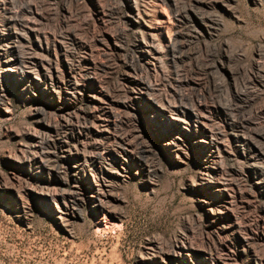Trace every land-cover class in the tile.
I'll list each match as a JSON object with an SVG mask.
<instances>
[{
    "label": "rangeland",
    "instance_id": "374dc122",
    "mask_svg": "<svg viewBox=\"0 0 264 264\" xmlns=\"http://www.w3.org/2000/svg\"><path fill=\"white\" fill-rule=\"evenodd\" d=\"M205 1L0 0V264H221L210 252L228 249L241 264H264V0H214L218 28L197 24L189 35L175 5L201 15ZM139 7L163 22L155 68L145 64ZM32 55L34 69L21 62ZM135 79L153 87L152 99L136 98L119 130L132 132L138 154L125 160L101 148L106 162L75 174L48 122L88 102L132 101ZM166 99L188 107L180 114L189 125L154 103ZM143 118L176 123L160 141ZM42 139L46 163L30 153ZM207 166L218 170L213 181L201 177ZM102 188L113 192L104 209L94 196ZM180 235L193 256L175 255ZM150 240L172 253L151 252Z\"/></svg>",
    "mask_w": 264,
    "mask_h": 264
},
{
    "label": "bare ground",
    "instance_id": "6f19581e",
    "mask_svg": "<svg viewBox=\"0 0 264 264\" xmlns=\"http://www.w3.org/2000/svg\"><path fill=\"white\" fill-rule=\"evenodd\" d=\"M205 3H206L207 9H206V12L201 14V15L196 14L198 12L194 13V12H190L191 10L180 9L178 7V5L175 3L176 4L175 5L176 13L174 11V14H175L176 23L178 26H186L187 29L189 30V35L191 34V32L193 33L194 30H197V29H190L191 27H195L197 24H199L203 28L207 29V31L209 33H213L218 28L217 27L218 26L217 14L214 13L213 9H212L215 7V1L214 0H208V1H205ZM139 8H137V13H136L137 21H139L145 27V30H146L144 33V36H143V38H144V46L143 47H144V51L147 52V54L145 55V64L148 68H150L152 66H154V68H155L158 66L161 59H163L162 55L164 52V50H163L164 48L161 46V43L158 42L159 33H162V32L164 33V31H162L163 22L160 20H153L149 11L141 9V8L139 9ZM167 29H168V27H167ZM179 32L182 33V31H179ZM183 34H185V33H183ZM172 40H174V38ZM179 42H181V41H179ZM172 43H173V41L168 42V47L170 48V51L172 53H174L177 51V46H176V44H172ZM177 53H178V51H177ZM26 58H28V59L30 58V59L28 61H26ZM34 61H35V59H34L33 55L28 56V57H26V56L21 57V62L23 64H25L26 67H29L31 69H34V67H35ZM182 81H183V79H182ZM134 83H135V86L132 89H133V92H135L137 94L131 97L130 100H132V101H124L119 106H118L117 102H114L115 101L114 99H108L106 102H90V103L88 102L86 104H82V105H79V106L73 108L72 110L69 111V113L67 115H64V116L62 115L63 118L61 120H57L56 122H53V121L48 122V125H47L48 129L52 132V134H54L56 136V138H57L56 144L59 145L62 156L65 158H75L76 159L75 164L73 165V167L76 169L75 174L79 173L81 170L84 171L85 170L84 167H86V165H89L90 160L96 161L97 159H101V162H102V160L104 162H106V160L104 159V155L102 153H100V151H99V149H101V148L104 152L113 153L115 155L117 154V155L123 157L125 160H128V158L130 159V158H132L138 154L137 153L139 150L138 146L140 147V145L138 144V146H137L136 139L132 136V132L130 133L128 131H120L119 129L123 125V122H125V121L131 122L132 116L134 114L136 115V113L133 114V112H132L133 111V105H136V102H134V101H136V98L137 99L138 98H144L143 96L147 95L150 99H152V97H150L149 94H151V89L153 87L151 86L152 87L151 88L143 80L135 79ZM80 85H81V80H79V79L72 80L71 86H70L68 91L70 93H72L73 95H75L76 92L80 89ZM154 103L157 104L158 107H161L162 109L168 110V111L172 112V114L174 113L176 116H174L173 118L175 120H177L181 125L182 124H188V125L190 124V120H187V118L182 117L180 114L182 112L183 113L188 112L187 106L183 107V105L176 104L170 99L159 100L158 102H154ZM137 110H140V109L138 108ZM100 111L103 112L104 117H101V118H103V120L100 123L96 124V122L94 121V117L96 116V113L100 112ZM159 111H160V109L157 108L156 111H153V114L150 113L147 116L154 117L155 114L159 115L160 114ZM72 113L75 116L74 115L72 116L71 115ZM194 114L196 116V121H198L199 123H205L204 122V118H205L204 113L196 112ZM142 116H143V114H142ZM163 118L169 120V118L166 116H163ZM143 120H144V123L147 125V127L150 130H152L155 133V135H157L159 137L160 141H163V138L167 135V132H165V131L171 130L175 127V124H174L175 121H173L171 119H170V122H167L165 124V127L161 126L160 124L154 125L155 122H153L150 125L148 122L145 121L144 118H143ZM54 121H55V119H54ZM57 122H58V124H57ZM153 126H155V128L157 130H153ZM77 129H78V132H76ZM194 129H195V127H194ZM69 134L73 138L72 142H69V140L67 139ZM213 134H214V132H213ZM136 136H138V134H136ZM157 136H156V138H157ZM243 138H244L243 140L246 141V136H243ZM178 146H180V144H178ZM45 148L46 147L44 145V140L43 141L38 140L32 144V149H31L30 153L32 154L33 157H35L37 159V161L39 158L38 163L44 162V160H45L44 155L47 152L45 150ZM95 148L97 149V151L95 153H93L92 151ZM45 163H46V160H45ZM122 166L124 167V163L122 164ZM214 166H215V164H214ZM212 168L213 167L207 166L206 169L203 170L204 172L202 173L203 175L201 177L205 180L211 179V181L214 180L212 178L216 179L215 175H217L218 170L215 171ZM108 169H110V168H108ZM110 171L113 173H117L116 171H112V170H110ZM75 176H77V175H75ZM104 181H105L104 185L112 186L111 181L105 180V179H104ZM219 190H221V192H224L225 190H229V188L227 189L226 184H225L222 188L220 187ZM48 191H50V190H48ZM95 193L96 194L94 196L97 197V199H98V202L95 203V206L97 208L104 209L106 207L107 203L109 202V201L107 202V199H110L109 197L112 196L113 192H111L109 189L107 190L105 188H102V189H98V191ZM233 197H235V195H233V194L231 195V198H229V196L226 197L227 198L226 205H225L226 209H230V204H232V201H233L232 198ZM71 199H72V197H71ZM67 204H68V202H67ZM68 207L69 208L70 207L75 208L74 205L71 206V204H68ZM60 217H61V215H60ZM237 219H238V217L235 219L233 217L231 218V222H230L229 226H231V225L234 226L233 229H235L236 226L240 225V223L238 222L240 220H237ZM66 220H67V217H66ZM240 232H241V230H240ZM249 243H250V241H249ZM162 244H160V245H162ZM160 245L158 242H156L154 240H150L147 244V249L151 250V252L153 251L154 253H161V254L162 253H166V254L172 253V252H169L168 249H166ZM243 245H244L243 250L246 251V237L245 236L243 237ZM228 250L224 251L223 253H219L218 255H216V253H214V252H210L212 255L211 257H213V256L218 257L221 264H241L239 259L237 258V256H235V253L231 250L230 251H228ZM255 251H257V250H255ZM193 252H194L193 243L190 242L186 237L180 235L178 240H177V243L175 244V255H177V254H179V255H192ZM258 254H257V252L253 253L254 259L257 261H259ZM210 264H213V263L210 262Z\"/></svg>",
    "mask_w": 264,
    "mask_h": 264
},
{
    "label": "built area",
    "instance_id": "2783aa9c",
    "mask_svg": "<svg viewBox=\"0 0 264 264\" xmlns=\"http://www.w3.org/2000/svg\"><path fill=\"white\" fill-rule=\"evenodd\" d=\"M138 124V123H137ZM204 209V208H203ZM204 211H205V209H204ZM202 264V263H201Z\"/></svg>",
    "mask_w": 264,
    "mask_h": 264
}]
</instances>
